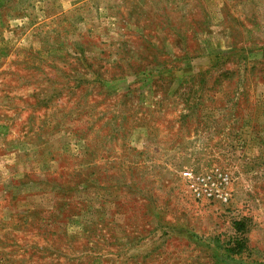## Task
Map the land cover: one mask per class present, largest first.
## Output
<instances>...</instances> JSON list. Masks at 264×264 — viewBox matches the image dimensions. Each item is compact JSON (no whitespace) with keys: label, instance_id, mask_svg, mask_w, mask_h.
Segmentation results:
<instances>
[{"label":"rangeland","instance_id":"374dc122","mask_svg":"<svg viewBox=\"0 0 264 264\" xmlns=\"http://www.w3.org/2000/svg\"><path fill=\"white\" fill-rule=\"evenodd\" d=\"M0 264H264V0H0Z\"/></svg>","mask_w":264,"mask_h":264},{"label":"built area","instance_id":"2783aa9c","mask_svg":"<svg viewBox=\"0 0 264 264\" xmlns=\"http://www.w3.org/2000/svg\"><path fill=\"white\" fill-rule=\"evenodd\" d=\"M180 176L195 200L228 203L230 196L225 190V185L228 184V176L225 173L216 171L195 174L193 171L183 170Z\"/></svg>","mask_w":264,"mask_h":264}]
</instances>
